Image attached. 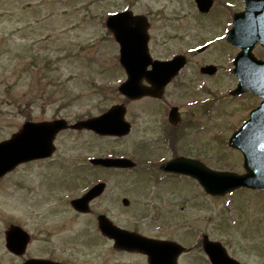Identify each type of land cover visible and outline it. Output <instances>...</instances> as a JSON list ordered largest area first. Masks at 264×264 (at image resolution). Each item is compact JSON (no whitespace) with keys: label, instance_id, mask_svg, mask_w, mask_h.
<instances>
[{"label":"rangeland","instance_id":"rangeland-1","mask_svg":"<svg viewBox=\"0 0 264 264\" xmlns=\"http://www.w3.org/2000/svg\"><path fill=\"white\" fill-rule=\"evenodd\" d=\"M217 7L219 5L215 10ZM126 8L149 13L151 50L159 57L198 47L212 36L223 35L227 29L222 15L202 19L189 0H0V141L8 138L25 120L20 110L27 103L34 104L33 96L37 91L36 96L40 98L31 110L32 118H42L43 113L38 108L44 100L41 96L50 95L55 105L69 103L65 114L71 120L98 115L123 101L116 87L125 75L115 65L118 47L108 35L104 21L110 13ZM225 46V42L219 40L204 54L189 55L179 79L167 88L164 101L126 102V119L134 123L133 134L127 138L98 137L90 132L61 134L56 141L54 169L80 170L74 175L82 177V185L85 179L87 183L110 179L112 184L107 195L114 193L115 197L105 203L117 209L118 221L122 224H131L135 219L142 223L140 231L156 233L154 226L143 225L145 222L140 219L179 214L185 218L184 228L193 226L195 230L208 231L212 238L225 242L234 257L262 263L264 191L241 188L225 197H209L192 179L181 177L178 178L182 180L179 193H173L170 188L165 190L168 183L154 184L157 194L154 200L148 192L152 190V182L147 183L142 177L134 183L127 175L98 173L88 162L90 157H102L109 152L132 154L135 139L147 134L146 127L150 133L152 121L159 120L158 111L151 109L162 111L170 104L179 105L186 124L190 121L196 124L184 135L179 152L185 157L200 159L213 170L243 173L240 153L228 148L226 143L261 98L247 94L239 99L230 98L228 93L226 97L224 93L219 95V91L230 90L236 84L235 77L221 65H229L225 61L226 53L233 56L237 50L226 52ZM253 53L259 59L264 58V50L259 47ZM203 63L220 64V75L201 76L198 68ZM195 101L199 103L195 105ZM202 101L206 103H200ZM52 112L53 107L45 115ZM143 124L144 129L140 128ZM84 171H88L87 178L83 176ZM33 172V168H22L21 172L0 181V225L11 217L52 219L49 209L58 201L54 196L38 194ZM123 198L129 200L128 207L122 205ZM63 218L52 223L53 226L61 224ZM72 231L73 234L81 232L77 235L81 244L87 239L82 248L85 256H81L86 264H115L116 259H121L118 255H108L107 244L95 238V223L90 219L67 226L64 236L68 243ZM51 237L63 236L49 235L48 239ZM257 252L262 255L261 259L255 257Z\"/></svg>","mask_w":264,"mask_h":264},{"label":"flooded vegetation","instance_id":"flooded-vegetation-1","mask_svg":"<svg viewBox=\"0 0 264 264\" xmlns=\"http://www.w3.org/2000/svg\"><path fill=\"white\" fill-rule=\"evenodd\" d=\"M189 1L194 3L193 0ZM213 1V7L215 5H221L223 10L218 9L215 11L211 9L207 14L201 15L207 16L209 13L214 12L218 13L219 16L223 15L225 16V24L227 28H231L234 14L241 13L245 8V0ZM135 14H141V12ZM143 14L148 18L150 28H152V19L149 13L146 12ZM258 24L264 26V9L259 11ZM162 59L166 60L164 58H160V60ZM37 94L38 91L36 92L35 96H33L34 104L40 98V96H36ZM41 97H43L44 100L40 102L38 108L43 113L41 115L42 118H32L31 110L33 107L35 108V105L27 103L26 105H23V109L19 107L21 109L20 112H22L24 116L27 115L30 117V119H26L25 117L24 122L31 120L36 123H41L56 119H65L68 122H72V120L65 114L69 107V103L55 105L54 101L51 100L50 95ZM148 99L151 101L162 102L165 98L163 97L161 100ZM166 105L167 106L162 108V111H160L158 108L151 109V111L156 110L160 114L159 120L152 121V131L149 133V127H146V125L143 124L140 128L144 129V127H146L147 134H143L141 137L135 139L132 154L121 155V157H128L133 160L135 162L134 168L127 170H106L101 168L95 170H99L98 173L100 172L102 174L111 172V174L127 175L126 177H131L134 183L136 182L137 178H145V182H152V190H149L148 192L154 200L157 195L154 191V184L161 182L170 184L169 186L168 184L164 186L165 190L170 188L173 193H179L182 180L178 178L183 177L188 179L189 177L163 172L161 171L160 166L163 163L175 158L185 157L183 152H179V149L180 145L183 148V137L185 135V130L189 129V127H193V125L191 121L188 124L184 122V115L181 108L179 107V122L177 124L170 123L168 120L169 111L173 105ZM51 107H53V112L46 116L45 113H47ZM76 120L74 119L73 121ZM133 129L134 123H132V129L129 135L133 134ZM69 132V130L60 132L56 137V141L61 134ZM54 157L55 153L48 158L37 159L20 164L14 170L8 172L0 178V181H5V179L11 175L21 172L22 168H33V183L35 189L38 191V194L44 193L46 195L54 196L53 199L58 201L56 205L49 209L52 219H47L45 217H36L33 218V220H25L17 217L4 219V223L2 222V225H0V264H86L84 261H82L83 258L81 256H85V251H83L82 248L86 246L87 239H84V243L81 244L79 239L80 235L79 237L77 236L81 232L73 234L72 231L69 234L71 242L68 243V238L64 235L67 231L68 225L78 221H82L84 223V221H87L88 219H90L92 224L95 223V229L97 231L96 236L100 239V241L107 244L108 248L106 250L108 251V255L112 254L114 256H121V259L118 261L117 259L115 260V264H148V258L146 255L115 249L113 240L102 235L96 228V221L99 215L107 216L109 220L117 227L140 233L147 238L174 242L183 246L185 251L177 256V264H200V262L202 264H210L203 253V241H206L205 237L210 241H216V239L212 238L208 231L195 230L192 228L193 226H190L187 229L184 228L185 218L179 217V214H177L176 217H144L140 219V221L142 220L146 223H143V225L154 226L156 233H151L149 230L146 232L140 231V226L142 223H137L135 219H132L131 224H122L119 222L117 209H112L111 205L110 207L105 203L107 199L115 197L114 193H110L109 196L107 195V192L110 190V184H112L110 179L105 180L102 178L96 181H104L107 183V186L104 193L90 203L91 209L89 213L82 212L74 208L71 205V202L83 197L90 187L89 183H87L85 179L83 180L84 184L82 185V177L79 176L77 178V175H74V173H78L80 170L56 171L54 169L56 164ZM193 159L200 160L196 157H193ZM87 173L88 171L83 172V176H85V178H87ZM147 198L151 199L149 196H147ZM38 202L40 203V199ZM128 206L129 204L126 207ZM180 207L183 208V206ZM61 214L66 215V217ZM59 218H63L61 220V224L56 227L53 226L52 223L57 222ZM147 219L149 221H146ZM68 230L70 232V229ZM49 235H62L63 237H60L59 239H53V237H51L48 239ZM188 237H190V239H188ZM227 250L229 251V247H227ZM228 254L229 256L236 258L231 254V251ZM78 257H80L79 261H77ZM255 257L257 259H261L262 255H256ZM238 261L241 264H262L264 262L262 261L261 263L257 260L250 261L251 263L244 260ZM170 262H174V260H170Z\"/></svg>","mask_w":264,"mask_h":264},{"label":"water","instance_id":"water-1","mask_svg":"<svg viewBox=\"0 0 264 264\" xmlns=\"http://www.w3.org/2000/svg\"><path fill=\"white\" fill-rule=\"evenodd\" d=\"M196 2L200 10H206L210 5L209 0H196ZM249 3L248 12L235 17L233 28L227 34V39L242 49L234 61L233 72L239 79L234 94L249 91L263 98L260 106L251 112L250 118L229 140L230 146L239 149L243 155L245 173L237 175L230 172H213L203 168L196 161L185 159H177L163 167L166 171L193 176L207 192L216 195L239 187L264 190V61L256 60L251 54L255 43L261 42L264 45V26L258 24L259 11L264 9V0H254ZM246 18L251 21H246ZM137 19L140 18H132L127 12L112 15L107 20L108 28L120 44L121 63L128 75V79L120 85L119 92L129 99H138L146 95L160 97L165 85L183 65V60L175 58L171 62L151 63L146 46V25L142 22L140 23L142 27L138 25L134 27L133 20ZM149 64H152L151 71L146 70ZM143 79H146L151 87H145L142 84ZM124 114L125 109L116 105L101 116L78 122L71 127L90 129L99 135L123 136L129 131ZM64 128L66 125L62 121L49 125L26 123L10 140L0 143V176L19 163L49 156L53 150L54 135ZM94 162L115 167H123L128 163L126 160H94ZM98 191L99 188L92 190L82 201L86 203ZM100 224L107 235L117 234L116 242L120 248L146 253L150 264H167L169 263L167 260L174 258L180 252L179 250L175 255H170L173 249L175 250V246L117 231L104 219ZM213 245L215 244L204 245L212 264H225L223 258L226 256L222 251L214 249L218 247ZM231 263L236 264L234 261Z\"/></svg>","mask_w":264,"mask_h":264}]
</instances>
